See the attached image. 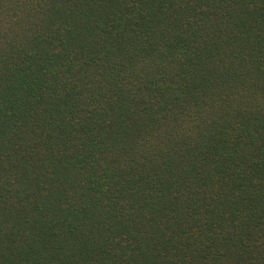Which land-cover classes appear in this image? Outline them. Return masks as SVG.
I'll return each instance as SVG.
<instances>
[{
    "label": "trees",
    "instance_id": "trees-1",
    "mask_svg": "<svg viewBox=\"0 0 264 264\" xmlns=\"http://www.w3.org/2000/svg\"><path fill=\"white\" fill-rule=\"evenodd\" d=\"M0 264H264V0H0Z\"/></svg>",
    "mask_w": 264,
    "mask_h": 264
}]
</instances>
